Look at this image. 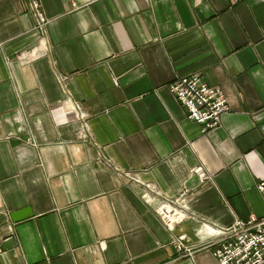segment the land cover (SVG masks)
<instances>
[{
  "label": "crops",
  "instance_id": "obj_1",
  "mask_svg": "<svg viewBox=\"0 0 264 264\" xmlns=\"http://www.w3.org/2000/svg\"><path fill=\"white\" fill-rule=\"evenodd\" d=\"M37 1L44 29L0 0V264H220L264 219V0ZM195 75L230 109L205 134Z\"/></svg>",
  "mask_w": 264,
  "mask_h": 264
},
{
  "label": "built area",
  "instance_id": "obj_2",
  "mask_svg": "<svg viewBox=\"0 0 264 264\" xmlns=\"http://www.w3.org/2000/svg\"><path fill=\"white\" fill-rule=\"evenodd\" d=\"M241 1L244 0H230L233 4ZM31 8L39 28L44 29L47 21L37 0H31ZM170 90L186 110L188 119L201 125L204 134L218 128L230 110L221 90L209 87L200 75L179 78ZM205 180L207 177H203ZM213 234L215 239L210 247L214 248L213 254L220 264H264V219L239 221L229 228L215 229ZM178 249L182 250L183 246L179 244Z\"/></svg>",
  "mask_w": 264,
  "mask_h": 264
},
{
  "label": "rangeland",
  "instance_id": "obj_3",
  "mask_svg": "<svg viewBox=\"0 0 264 264\" xmlns=\"http://www.w3.org/2000/svg\"><path fill=\"white\" fill-rule=\"evenodd\" d=\"M176 220H179V218L178 219H176ZM262 220V219H261ZM214 233V232H213ZM214 235V234H213ZM215 238V237H214ZM214 249V248H213Z\"/></svg>",
  "mask_w": 264,
  "mask_h": 264
}]
</instances>
